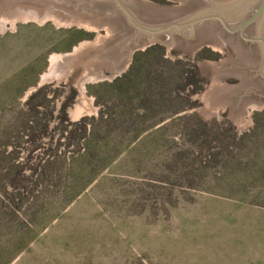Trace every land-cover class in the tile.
I'll return each instance as SVG.
<instances>
[{"label": "rangeland", "instance_id": "1", "mask_svg": "<svg viewBox=\"0 0 264 264\" xmlns=\"http://www.w3.org/2000/svg\"><path fill=\"white\" fill-rule=\"evenodd\" d=\"M120 2L147 28L211 10ZM155 39L114 3L0 0V264H264L261 48L216 22Z\"/></svg>", "mask_w": 264, "mask_h": 264}, {"label": "water", "instance_id": "2", "mask_svg": "<svg viewBox=\"0 0 264 264\" xmlns=\"http://www.w3.org/2000/svg\"><path fill=\"white\" fill-rule=\"evenodd\" d=\"M77 4L93 3L99 0H72ZM104 2L114 3L116 8L125 15L127 22L136 31V36L144 35L153 42L155 37L160 34L181 32L182 30L194 28L196 25L206 22H216L231 34H238L239 37L249 43L259 45L262 52L260 75L264 77V39L261 35L258 37H247L245 31L248 27L257 25L260 29L263 27L264 19V0H223L215 2V0H209L211 10L205 13H201L190 20H183L179 22L167 23L162 26L147 28L138 24L131 16L129 11L120 0H101ZM238 1L243 7H238ZM238 9V11H237ZM237 23L235 27L230 28L231 23Z\"/></svg>", "mask_w": 264, "mask_h": 264}, {"label": "trees", "instance_id": "3", "mask_svg": "<svg viewBox=\"0 0 264 264\" xmlns=\"http://www.w3.org/2000/svg\"><path fill=\"white\" fill-rule=\"evenodd\" d=\"M130 77H131V73H130V71H128L126 74L121 76L120 79L115 81V82H121L120 83L121 86H119V88L115 91L116 94H117V97L119 98V100L117 101V102H119V104H121L122 101H124L123 100L124 98L126 99L128 97L127 95L129 94V92L131 90L130 87H128V86L131 85ZM111 87H112V85H111ZM125 104H127V103L125 102ZM118 110H120V109H118ZM118 114L119 113H117V115L115 116V119L110 120L106 116H104V114L100 113L96 120H97V122H99L101 124L111 123L112 125L116 124L119 127H121L122 125H125V124H129V123L132 122L130 119L125 118V116H124V115H127L128 113L124 112V113H120L119 115ZM105 117L107 119L103 120V118H105ZM116 121L118 123H116ZM81 122H84V121H81ZM73 126L76 127V126H78V124H75Z\"/></svg>", "mask_w": 264, "mask_h": 264}, {"label": "bare ground", "instance_id": "4", "mask_svg": "<svg viewBox=\"0 0 264 264\" xmlns=\"http://www.w3.org/2000/svg\"><path fill=\"white\" fill-rule=\"evenodd\" d=\"M242 0H240V2H241ZM239 1H238V3H237V6L238 7H243V2H242V4L240 3ZM237 11H238V9H237ZM39 13V12H38ZM24 14H26V15H24L21 19H23V20H36V21H42V18L40 19V17L39 16H37V15H34V13H24ZM23 15V14H22ZM22 15H20V13H19V15L17 14V15H15V16H17V17H20V16H22ZM116 73V72H115ZM117 74V73H116ZM100 75H103V74H100Z\"/></svg>", "mask_w": 264, "mask_h": 264}]
</instances>
